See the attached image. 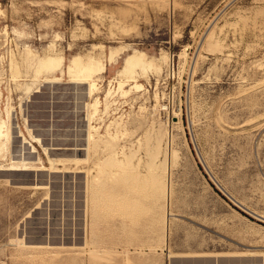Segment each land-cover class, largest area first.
<instances>
[{
	"label": "rangeland",
	"instance_id": "374dc122",
	"mask_svg": "<svg viewBox=\"0 0 264 264\" xmlns=\"http://www.w3.org/2000/svg\"><path fill=\"white\" fill-rule=\"evenodd\" d=\"M255 212L264 0H0V264H264Z\"/></svg>",
	"mask_w": 264,
	"mask_h": 264
},
{
	"label": "bare ground",
	"instance_id": "6f19581e",
	"mask_svg": "<svg viewBox=\"0 0 264 264\" xmlns=\"http://www.w3.org/2000/svg\"><path fill=\"white\" fill-rule=\"evenodd\" d=\"M101 62V61H100ZM105 64V63H104ZM130 67V66H129ZM142 67H143V65H142ZM127 68V67H126ZM134 68V67H133ZM132 68V69H133ZM136 68V67H135ZM143 70V69H142ZM137 71V70H136ZM70 72L71 73H73L74 72V70H73V67H70ZM133 72V71H132ZM141 73V72H140ZM134 74V73H133ZM129 75H131V74H129ZM138 77V76H137ZM137 77L136 76H131V77H127L126 79H120L119 77V79L118 78H115V80H116V82L118 83V87H117V89H118V92H122V93H128L126 90H125V87H126V85H128L127 84V82H129V81H133L134 82V86L132 87V88H135L137 91H141V90H143V89H145V87H144V85L142 84V83H139V80L137 79ZM72 81L73 82H75V83H87L88 84V88H87V91H88V94L89 95H93V94H95V90H97L98 88H97V80L96 79H91V78H89V77H87V76H85V74L84 73H82V72H79V73H73L72 74ZM94 78H96V77H94ZM100 78V77H99ZM96 80V81H95ZM113 82V81H112ZM113 85V84H112ZM98 91V90H97ZM125 95V94H124ZM111 96V93L110 92H108L107 93V97H110ZM99 103H100V100L98 101L97 100V102L94 104V106H95V110H97L98 109V106H99ZM89 105H90V103L88 102L87 104H86V106L87 107H89ZM108 106V105H107ZM106 106V107H107ZM157 106V105H156ZM109 108V107H108ZM96 112V111H95ZM87 117H88V119H89V121H91V117H90V113H89V111H88V113H87ZM97 129V128H96ZM111 134V133H110ZM109 135V134H108ZM111 136H112V139L113 140H116V138H117V135H113V134H111ZM92 134L91 133H89V142H90V140L92 139ZM257 214V213H256ZM171 215H174V214H171ZM258 216L259 217H261V218H263L264 219V216L263 215H259L258 214ZM93 237V236H92ZM95 237V236H94ZM93 237V238H94ZM23 239H20V238H17V239H13V241H15V244L17 245H21V241H22ZM94 242H95V240H94ZM23 244V243H22ZM17 245V246H18ZM24 245V244H23ZM29 247V246H28ZM2 251H3V249L2 248H0V258H1V255H2ZM126 255V254H125ZM1 263H3V262H1ZM4 264V263H3Z\"/></svg>",
	"mask_w": 264,
	"mask_h": 264
},
{
	"label": "crops",
	"instance_id": "0c3cea01",
	"mask_svg": "<svg viewBox=\"0 0 264 264\" xmlns=\"http://www.w3.org/2000/svg\"><path fill=\"white\" fill-rule=\"evenodd\" d=\"M255 213H257V212H255ZM257 214H259V213H257ZM259 215H261V214H259Z\"/></svg>",
	"mask_w": 264,
	"mask_h": 264
}]
</instances>
